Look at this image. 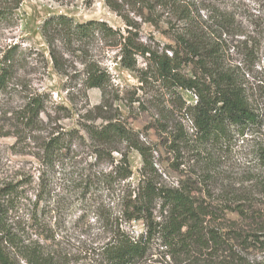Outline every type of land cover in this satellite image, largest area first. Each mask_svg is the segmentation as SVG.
I'll list each match as a JSON object with an SVG mask.
<instances>
[{
	"label": "trees",
	"instance_id": "obj_1",
	"mask_svg": "<svg viewBox=\"0 0 264 264\" xmlns=\"http://www.w3.org/2000/svg\"><path fill=\"white\" fill-rule=\"evenodd\" d=\"M23 1L0 0V25L10 29L18 27L17 12ZM103 1L123 21L125 31L104 21L78 23L66 15L51 16L43 23L41 32L59 73L68 75L63 70V57L59 58L60 45L75 52L100 40L109 49L118 51L123 68L137 71L138 58H144L148 63L142 76L153 71L166 88L196 95V104L187 107L183 104V109L186 108L193 124L199 149L209 152L230 146L234 140L263 134L264 0ZM85 2L91 6L94 0ZM146 24L167 36L170 44L161 50L157 42L142 41ZM19 49L15 44L2 55L0 94L7 90L23 61L24 54L18 53ZM81 63L84 90L99 89L105 97L112 75L98 62L83 60ZM44 109L40 98L31 99V113L38 117ZM101 118L106 124L86 129L94 145L96 162L104 152L114 162L112 154L119 153L122 158L115 174L120 182L129 180L132 172L128 155L116 147L117 143H128L129 148L143 157L145 172L150 165L145 149L134 144L131 133L123 125L112 124L105 116ZM72 136V132L56 130L43 144L39 156L41 176L34 206L36 211L41 204L44 205L42 210L49 208L43 214L51 219L61 206L59 192L69 193L71 188L65 184L54 189L55 185L50 186L49 180H55L63 161L71 159L74 145L69 138ZM263 146L260 144L257 155L264 164ZM147 175L144 174L137 190L123 197L121 210L122 224L142 222L145 232L136 236L127 232L122 224L111 225L100 241L95 238L85 241L77 251L79 260L74 261L84 260L87 264H264V258L251 257V252L264 256V203L260 209L253 206L246 211L239 207L215 208L211 198H198L187 186L168 188L159 185L154 176ZM0 194L22 198L17 186L12 184L0 189ZM229 211L236 213L241 222L229 220ZM6 215L8 213L0 212V264L73 262L58 241L59 224L41 228L39 239L31 240L27 227H22L20 222L9 223Z\"/></svg>",
	"mask_w": 264,
	"mask_h": 264
},
{
	"label": "rangeland",
	"instance_id": "obj_2",
	"mask_svg": "<svg viewBox=\"0 0 264 264\" xmlns=\"http://www.w3.org/2000/svg\"><path fill=\"white\" fill-rule=\"evenodd\" d=\"M17 14L20 23L15 29L0 25V61L3 53L15 44L20 46L18 53L24 54L13 81L0 94V189L12 184L22 196L7 198L0 194V212L8 213L9 223L26 226L31 240L39 239L41 228L59 224L58 234L64 238L58 237V241L70 255V264H87L84 260L74 261L79 260L78 248L94 238L100 241L111 225L122 224V199L138 189L146 173L161 186L183 185L198 198H211L215 208H262L264 164L257 154L260 144L264 145V132L259 137L234 140L225 148L209 152L199 149L193 124L186 108L183 109V104H196V95L166 88L153 71L142 76L148 63L144 58H138L137 71L123 68L118 51L100 40L75 52L60 45L59 58L63 57V70L68 75L54 68L41 32L49 17L66 15L78 23L104 21L125 31L123 21L103 0H94L91 6L85 0H24ZM141 39L149 44L157 42L161 50L170 44L167 36L149 24L143 26ZM83 60L98 62L112 75L105 97L99 89L84 90ZM185 70L188 72V68ZM37 97L45 108L38 117L30 111L31 99ZM98 106L102 109H96ZM101 116L109 118L112 124L123 125L134 144L145 149L150 164L145 172L143 157L128 143L120 142L116 147L128 155L132 172L129 180L120 182L115 174L122 158L119 153L112 154L114 162L107 152L96 162L86 129L106 124ZM56 130L72 132L69 139L74 151L71 159L64 160L57 169L56 179L49 180L54 189L71 186L69 193L58 191L61 206L51 219L43 214L49 208L42 210L41 204L36 211L34 204L41 176L39 156L43 144ZM227 218L241 222L230 211ZM122 225L136 236L145 232L142 222ZM251 257L264 258L257 252H251Z\"/></svg>",
	"mask_w": 264,
	"mask_h": 264
}]
</instances>
